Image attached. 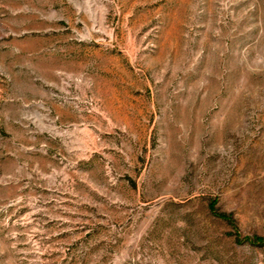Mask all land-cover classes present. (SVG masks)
<instances>
[{
    "label": "rangeland",
    "instance_id": "374dc122",
    "mask_svg": "<svg viewBox=\"0 0 264 264\" xmlns=\"http://www.w3.org/2000/svg\"><path fill=\"white\" fill-rule=\"evenodd\" d=\"M0 264H264V0H0Z\"/></svg>",
    "mask_w": 264,
    "mask_h": 264
}]
</instances>
